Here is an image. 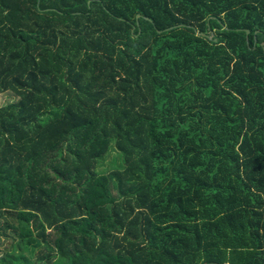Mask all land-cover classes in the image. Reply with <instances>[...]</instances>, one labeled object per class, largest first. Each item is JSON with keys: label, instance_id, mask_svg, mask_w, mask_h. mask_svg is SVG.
<instances>
[{"label": "trees", "instance_id": "obj_1", "mask_svg": "<svg viewBox=\"0 0 264 264\" xmlns=\"http://www.w3.org/2000/svg\"><path fill=\"white\" fill-rule=\"evenodd\" d=\"M0 93V264H264V0H0Z\"/></svg>", "mask_w": 264, "mask_h": 264}, {"label": "rangeland", "instance_id": "obj_2", "mask_svg": "<svg viewBox=\"0 0 264 264\" xmlns=\"http://www.w3.org/2000/svg\"><path fill=\"white\" fill-rule=\"evenodd\" d=\"M212 37V36H211ZM12 95L10 94H7V93H0V105H3L5 104L8 100H12ZM115 153H112L111 156L109 157H106V159H104L103 163H108L110 160H111V157L112 155H114ZM113 159H116V157L114 156ZM6 247H1V255L3 253V250L5 249Z\"/></svg>", "mask_w": 264, "mask_h": 264}]
</instances>
